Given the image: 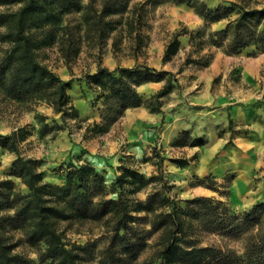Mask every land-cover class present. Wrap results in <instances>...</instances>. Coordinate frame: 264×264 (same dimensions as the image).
Masks as SVG:
<instances>
[{
    "label": "rangeland",
    "instance_id": "rangeland-1",
    "mask_svg": "<svg viewBox=\"0 0 264 264\" xmlns=\"http://www.w3.org/2000/svg\"><path fill=\"white\" fill-rule=\"evenodd\" d=\"M202 1L214 8L237 0ZM248 1L258 7L264 5V0ZM75 3L50 30L52 44L39 54L62 80L71 81L68 94L80 120H70L62 130L41 134L36 116L42 115L44 123L52 124L53 120L60 121L59 115L44 104L19 105L0 91V135L22 129L24 138L18 145V155L39 160L43 180L54 185L62 184L69 162L87 161L103 174L109 186L123 166L146 177L157 175L156 150L163 158V176L171 185L168 195L173 199L212 197L237 212L264 201V51L252 46L239 54H228L223 47L210 45L208 33L222 29L226 20L206 25L187 4L162 0ZM104 5L108 11L102 15L100 34L95 22ZM182 32L186 33L177 38V52L164 61L166 46ZM38 34L43 37L47 31ZM135 64L166 71L164 78H172V88L159 98V111L155 110L153 96L165 82L141 84L136 91L145 103L127 109L107 131L93 135V124L101 123L103 106L97 93L88 88L87 74L94 73L98 66L113 70ZM145 111L162 116L160 123L153 125L143 120ZM175 122L189 131L167 139L165 130ZM231 149L239 150L242 158L232 157ZM18 155L0 149V181H11L17 192L25 194L27 188L20 179L10 175ZM204 161L208 169L205 176L189 173ZM206 176L204 184L216 189L198 184ZM239 178L243 186L241 192L235 190V196L233 184ZM198 187L205 188V193L197 191ZM150 191L149 186L136 197L144 202ZM70 228L67 235L71 240L84 245L94 241L100 232L88 225ZM11 234L19 246L16 251L36 262V252L21 233L15 230ZM197 236L199 245L224 246L226 242V238L204 230H199ZM158 240L159 233L150 235L133 264H148L159 248ZM229 245L237 250L241 247L239 241ZM102 246L98 243L94 252ZM82 264L96 263L89 259Z\"/></svg>",
    "mask_w": 264,
    "mask_h": 264
},
{
    "label": "trees",
    "instance_id": "trees-1",
    "mask_svg": "<svg viewBox=\"0 0 264 264\" xmlns=\"http://www.w3.org/2000/svg\"><path fill=\"white\" fill-rule=\"evenodd\" d=\"M162 1L187 4L206 25L226 20L222 29L208 33V41L228 54H239L252 46L264 51V5L237 0L211 8L202 0ZM76 5L75 0H0V7H4L0 10V91L19 105L44 104L59 115L60 121L52 124L44 123V116H36L41 134L80 120L68 94L71 81L62 80L39 54L52 44L50 30ZM14 6L17 8L12 10ZM107 9L104 5L95 22L100 34ZM42 30L47 35L39 36ZM184 33L176 34L166 46L164 61L177 52V38ZM166 74L145 64L113 70L98 66L87 74V86L97 93L103 106L101 123L93 124L92 134L104 133L127 109L145 103L136 91L141 84L165 82L153 96L158 112L159 98L173 86L171 77L164 78ZM23 138L19 128L0 135V149L18 155ZM154 154L157 175L146 177L123 166L109 186L103 174L87 161L69 162L62 184L54 185L43 180L39 160L18 155L10 175L20 179L27 193L17 192L9 180L0 181V264H82L89 259L96 264H133L153 233H159V248L148 264H264V201L237 212L212 197L173 199L168 195L171 185L163 176V158L156 150ZM207 178L199 179L198 184L216 189L204 184ZM149 186L147 199L140 201L136 195ZM73 225L97 227L99 236L85 245L76 243L67 235ZM15 230L36 252V262L16 251L19 246L11 234ZM199 230L226 238L225 245H199ZM231 241H239L240 250L230 246ZM100 242L102 249L95 253Z\"/></svg>",
    "mask_w": 264,
    "mask_h": 264
},
{
    "label": "crops",
    "instance_id": "crops-1",
    "mask_svg": "<svg viewBox=\"0 0 264 264\" xmlns=\"http://www.w3.org/2000/svg\"><path fill=\"white\" fill-rule=\"evenodd\" d=\"M143 120H146L149 124H153V125H156L157 123H160V120L162 118V116H157L156 114H151L149 112H143L142 113V117H141ZM183 130H186V131H189V128L187 127H181L179 125L178 122H175L173 124V126H169L166 130H165V134L167 136V139L170 138V139H174L175 137H177V135H179L180 132H182ZM239 150H236V149H231L230 152H231V156L232 157H235V158H242L240 156V152H238ZM240 157V158H239ZM189 173L191 174H195V175H198V176H205L207 173H208V169L206 168V164H205V161L204 162H201L200 166L198 168L193 169V170H189ZM240 185V186H239ZM243 186L241 184V180L240 178L237 179L234 184H233V194H235V196L237 195V193H235V190L237 189L238 191L242 190V187ZM197 191H199L200 193H205L206 189L203 188V187H198L197 188ZM241 192V191H240Z\"/></svg>",
    "mask_w": 264,
    "mask_h": 264
}]
</instances>
